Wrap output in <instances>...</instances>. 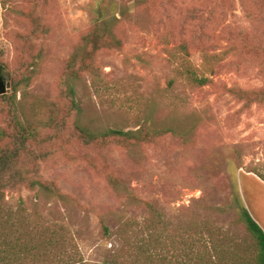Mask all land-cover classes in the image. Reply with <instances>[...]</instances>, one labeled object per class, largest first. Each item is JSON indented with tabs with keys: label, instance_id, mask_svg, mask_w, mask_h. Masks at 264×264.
<instances>
[{
	"label": "rangeland",
	"instance_id": "obj_1",
	"mask_svg": "<svg viewBox=\"0 0 264 264\" xmlns=\"http://www.w3.org/2000/svg\"><path fill=\"white\" fill-rule=\"evenodd\" d=\"M28 11L47 29L30 54L20 38L30 30ZM100 17L121 47L95 53L100 78L82 72L72 81L79 113L67 123L70 142L40 164V177L68 199L24 186L7 191L0 248L8 239L21 249L31 243L20 264H130L154 226L141 200L162 213V255L175 259L181 241L206 228L210 247L257 264L238 203L258 219L264 214V181L250 172L264 173V0H0L6 94L25 61L32 63L25 71L31 80L17 93L23 120L45 119L50 102L60 115L69 110L60 90L64 68ZM191 74L211 83L200 86ZM76 119L95 133L136 131L145 122L174 133L99 149L76 140ZM8 123L0 113V128Z\"/></svg>",
	"mask_w": 264,
	"mask_h": 264
},
{
	"label": "trees",
	"instance_id": "obj_2",
	"mask_svg": "<svg viewBox=\"0 0 264 264\" xmlns=\"http://www.w3.org/2000/svg\"><path fill=\"white\" fill-rule=\"evenodd\" d=\"M29 22L30 30L26 35H21L26 54L36 50L33 41L36 37L47 34V29L41 22L39 15L34 11H28L24 15ZM121 42L116 34L111 30L108 22L100 19L94 26L81 38L80 48L72 53L66 62L64 73L60 81V90L63 98L70 105L69 110L59 114L57 104L50 102L47 104L48 115L45 119L36 121L23 120L19 113V103L17 102V93L24 84H29L31 76L25 71L32 63L25 61L24 72L20 69V79L13 83V93L11 95H0L1 105L0 113H4L8 118V127L0 128V211L5 200L6 192L16 189L20 186L27 187L30 190L36 188L46 197H56L62 200L68 199L62 194L54 182L45 181L40 177V164L46 161L57 148H62L70 140H65L67 123L75 111L76 116L79 113V107L75 98V90L72 81L79 79L81 73H87L94 80L100 78L99 70L95 67V53L101 49H119ZM182 48L187 51V45ZM42 50V48H41ZM42 56V53H41ZM206 62L207 56L204 55ZM209 64V62H207ZM210 65V64H209ZM191 78L200 86L211 83L208 77L199 78L191 74ZM75 138L86 147H96L99 149L110 145H117L131 148L134 145H148L155 143L159 137L174 133L172 129L152 130L148 122H145L136 131L108 130L101 133H95L78 124L77 119L74 122ZM264 181V173L260 170L250 171ZM112 188L119 186V180L111 178L109 180ZM151 213L154 226L149 232L147 240L139 243L132 255L130 264H240V254L236 251L224 248L222 251L209 246L210 242L204 234L206 228L196 231V237L183 239L178 249V255L171 259L162 255L160 245L164 240V224L162 213L159 212L151 203L142 202ZM239 220L244 223L247 231L252 235L258 248L257 264H264V230L254 220L250 212L238 203ZM102 229L105 236L110 233L109 228L101 220ZM6 241V249L0 248V264L4 261L7 264H20L23 260L22 254H31L34 247L31 243H26L24 249L18 248L13 239ZM218 254L215 255L213 252ZM118 264V263H113Z\"/></svg>",
	"mask_w": 264,
	"mask_h": 264
},
{
	"label": "water",
	"instance_id": "obj_3",
	"mask_svg": "<svg viewBox=\"0 0 264 264\" xmlns=\"http://www.w3.org/2000/svg\"><path fill=\"white\" fill-rule=\"evenodd\" d=\"M6 92H7V88H6V85L4 83L2 76L0 74V95H4V94H6Z\"/></svg>",
	"mask_w": 264,
	"mask_h": 264
},
{
	"label": "crops",
	"instance_id": "obj_4",
	"mask_svg": "<svg viewBox=\"0 0 264 264\" xmlns=\"http://www.w3.org/2000/svg\"><path fill=\"white\" fill-rule=\"evenodd\" d=\"M252 217L254 218V220L261 226V228L264 230V214L261 213V219H258L254 216V214L252 215Z\"/></svg>",
	"mask_w": 264,
	"mask_h": 264
}]
</instances>
